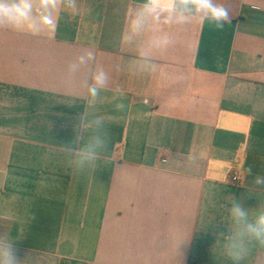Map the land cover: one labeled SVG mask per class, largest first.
<instances>
[{
	"label": "crops",
	"instance_id": "1",
	"mask_svg": "<svg viewBox=\"0 0 264 264\" xmlns=\"http://www.w3.org/2000/svg\"><path fill=\"white\" fill-rule=\"evenodd\" d=\"M139 3H66L51 33L0 28V241L19 264H231L233 200L264 212V0H217L223 29L165 27L148 72L129 63L142 40L120 42ZM96 68L108 82L90 101ZM97 116L106 151L70 165L65 144Z\"/></svg>",
	"mask_w": 264,
	"mask_h": 264
},
{
	"label": "clouds",
	"instance_id": "2",
	"mask_svg": "<svg viewBox=\"0 0 264 264\" xmlns=\"http://www.w3.org/2000/svg\"><path fill=\"white\" fill-rule=\"evenodd\" d=\"M66 3L76 11L77 0H0V28L33 35L51 33L56 29L59 14ZM192 20L207 22L217 29L231 23L228 9L217 0H140L120 35V42L124 45H133L142 40L136 56L129 63L142 66V72L150 71L155 54L166 50L172 43L167 34H160L162 29L184 25ZM94 60L93 52L79 56L69 65V75H75ZM107 82L103 68L92 71L87 86L90 101L99 98ZM115 107L123 110L125 104L121 102ZM104 123L99 116L90 121H81L74 139L64 146L70 165L82 169L91 167L106 151L109 134ZM84 131L89 134L85 136ZM254 182L264 184V179L257 178ZM230 214L233 233L228 237L225 255L231 264H243L253 246L264 248V212L250 220L242 199H234ZM11 244L12 240L0 241V264H19Z\"/></svg>",
	"mask_w": 264,
	"mask_h": 264
},
{
	"label": "built area",
	"instance_id": "3",
	"mask_svg": "<svg viewBox=\"0 0 264 264\" xmlns=\"http://www.w3.org/2000/svg\"><path fill=\"white\" fill-rule=\"evenodd\" d=\"M240 177H241L240 173L235 172V173L232 174L230 179H231L232 182H237L240 179Z\"/></svg>",
	"mask_w": 264,
	"mask_h": 264
}]
</instances>
